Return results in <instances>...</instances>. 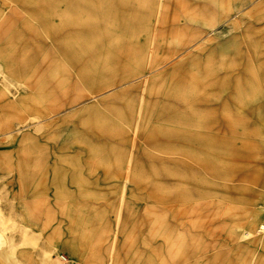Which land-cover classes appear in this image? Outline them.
Listing matches in <instances>:
<instances>
[{"label":"rangeland","instance_id":"rangeland-1","mask_svg":"<svg viewBox=\"0 0 264 264\" xmlns=\"http://www.w3.org/2000/svg\"><path fill=\"white\" fill-rule=\"evenodd\" d=\"M263 81L264 0H0V264H264Z\"/></svg>","mask_w":264,"mask_h":264},{"label":"bare ground","instance_id":"bare-ground-1","mask_svg":"<svg viewBox=\"0 0 264 264\" xmlns=\"http://www.w3.org/2000/svg\"><path fill=\"white\" fill-rule=\"evenodd\" d=\"M220 4H222V9H224L225 11H226V5L227 4H225V2H222V1H220ZM230 7V6H229ZM148 46V42L146 43V47ZM138 73H135V74H130V76L128 77V78H126V79H124L123 80V84L124 85H126L127 84V81L129 80V78H131V77H133V78H135V77H138V75H137ZM139 78V77H138ZM129 82V81H128ZM263 85H264V81H263ZM252 90H253V88H252ZM251 90V91H252ZM253 91H255V90H253ZM263 195V194H262Z\"/></svg>","mask_w":264,"mask_h":264},{"label":"built area","instance_id":"built-area-1","mask_svg":"<svg viewBox=\"0 0 264 264\" xmlns=\"http://www.w3.org/2000/svg\"><path fill=\"white\" fill-rule=\"evenodd\" d=\"M259 229H260L261 231H264V220H263V222L260 224Z\"/></svg>","mask_w":264,"mask_h":264}]
</instances>
